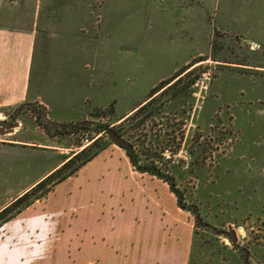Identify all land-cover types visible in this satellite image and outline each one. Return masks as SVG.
Listing matches in <instances>:
<instances>
[{"label": "rangeland", "instance_id": "rangeland-1", "mask_svg": "<svg viewBox=\"0 0 264 264\" xmlns=\"http://www.w3.org/2000/svg\"><path fill=\"white\" fill-rule=\"evenodd\" d=\"M0 25L34 31L31 88L54 117L89 109L69 123L36 104L0 111V211L58 164L72 158L66 175L117 149L112 130L189 216L186 264H264V0H0ZM8 124L17 126L5 134ZM52 183L8 216L39 205ZM0 237L36 250L13 264H49L24 229Z\"/></svg>", "mask_w": 264, "mask_h": 264}, {"label": "crops", "instance_id": "crops-1", "mask_svg": "<svg viewBox=\"0 0 264 264\" xmlns=\"http://www.w3.org/2000/svg\"><path fill=\"white\" fill-rule=\"evenodd\" d=\"M34 52L31 28L0 25V111L36 104L55 123L74 122L87 115L88 107L73 120L53 116L38 86L31 88ZM41 198L39 205L25 207L1 222L0 233L22 228L34 235L39 244L37 251L49 252V264L187 263L192 241L189 216L177 206L166 182L136 170L119 147L102 149ZM35 252L25 246L15 251L8 240L0 237L1 264L21 260L28 263Z\"/></svg>", "mask_w": 264, "mask_h": 264}, {"label": "trees", "instance_id": "trees-1", "mask_svg": "<svg viewBox=\"0 0 264 264\" xmlns=\"http://www.w3.org/2000/svg\"><path fill=\"white\" fill-rule=\"evenodd\" d=\"M199 61H201V59H199ZM196 62V61H195ZM195 62H193L190 65H185L179 73H177L172 79L176 78V80L173 83H177L179 80H181V78L186 77L188 75L192 74V69L187 71L186 73H184L183 75H181L184 71H186L190 66H192ZM181 75V76H180ZM179 76V77H178ZM169 80L165 83H160L162 88L163 86L167 85L170 81ZM194 78H192L191 80H189L186 84V87H190L193 83H194ZM172 83V84H173ZM155 91H151L149 93V97H151ZM153 101V98H151L147 103L140 105L139 108H137L132 114L128 115L127 117H125L123 119V122L127 121V120H134L136 119L146 108L147 105L151 104V102ZM110 114H113V109L110 108L109 110ZM128 149L129 151H127V156L130 160V163H132V165H135V155L134 152L131 151L130 149H133V145H128ZM161 154V152L159 153V155ZM95 155V153H93L90 157L86 158L85 160H83L80 164H84L85 162H87L90 158H92ZM77 156V155H75ZM74 156V157H75ZM161 156V155H160ZM72 163V158L67 160L66 162H64L60 167H58L56 170H54L53 172H51L49 175H47L45 178H43L41 181H39L37 184H35L32 188H30L27 192H25L24 194H22L20 197H18L16 200H14L12 203H10L8 206H6L5 208H3L0 211V223L4 222L6 220H8L9 217L8 215L11 214L14 210L18 209L21 205L24 204V202L28 199L29 196L33 195L35 192L39 191L40 189H42L45 185L52 183L53 181V185L57 182H59L60 180L64 179L65 177H67L68 175H70L72 173V171L74 170V168L72 169V171L68 172L66 175H63V172H65L69 167L70 164ZM137 170H141V168L137 167ZM52 185V186H53ZM170 189H171V185H169Z\"/></svg>", "mask_w": 264, "mask_h": 264}, {"label": "water", "instance_id": "water-1", "mask_svg": "<svg viewBox=\"0 0 264 264\" xmlns=\"http://www.w3.org/2000/svg\"><path fill=\"white\" fill-rule=\"evenodd\" d=\"M1 125V122H0ZM17 125L16 124H8L6 126H3L4 130H5V134H8L9 132L12 131V129H14ZM2 130V129H1ZM108 137L110 138V140L117 145L118 147H123L125 149H128V144L121 139L116 133H114V131L112 130H108L107 132ZM229 236L231 239V242H235L236 241V237L234 232L230 229L229 230Z\"/></svg>", "mask_w": 264, "mask_h": 264}]
</instances>
